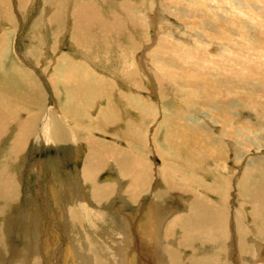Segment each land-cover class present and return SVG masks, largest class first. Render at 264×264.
Returning <instances> with one entry per match:
<instances>
[{"label":"bare ground","instance_id":"obj_1","mask_svg":"<svg viewBox=\"0 0 264 264\" xmlns=\"http://www.w3.org/2000/svg\"><path fill=\"white\" fill-rule=\"evenodd\" d=\"M18 1L17 5L23 7L28 0ZM211 1L215 4L207 5L206 0H191L184 7L174 0H47L46 7L48 5L52 12L48 18L50 23L55 19L62 20L65 12L62 13L59 8L70 5L67 16L71 22L70 35L75 45L81 48L74 54L85 60L61 58L58 68L51 72L53 74L49 80L55 91H59V85L64 84L65 87L61 94L63 97L57 93L58 97L63 98L58 100V113L40 107L44 87L21 63L13 59L12 67L7 69L12 28L2 25L0 146L7 139L10 141L4 155L5 165L0 163V242L3 246L8 239L10 245L13 244L11 232L17 220H20L26 223L27 233H24L27 240L34 243L30 247L34 250V257L22 251L6 250L8 244H5L0 250V264L11 263L18 258L22 261L30 259L26 262L31 264H62L59 258L65 254L68 246L64 238H68L66 232L77 230L78 226L83 229L94 225L96 221L102 223L107 217L110 220L112 217L118 228L116 226L109 235L110 240L106 241L105 248L108 246L112 251H107L105 255L108 263L122 264L127 240L130 242L131 239L128 220L132 219L125 208L128 202L139 205L148 194L153 200L137 226L145 230L144 239H148L146 234L149 232L148 241L155 244L160 240L155 236L158 228L165 225L166 236L173 245L168 251L171 264H264V163L249 158L244 172L233 183V172L229 171L232 164L224 154L229 145L238 149V159L245 157L244 150L264 149V127L262 135L255 139L253 131L247 133L248 138L237 141L229 137L231 133L234 134L233 130L241 132L243 123L231 125L221 123L219 119L231 114L226 106L229 105L235 110L234 114H238L244 111L242 105L246 108L247 102L236 97L223 99L219 90L229 85L213 79L218 70L232 73L238 67L235 64L237 56L243 59L240 69L247 68L246 58L250 60L251 54H258L261 59L259 63L264 62V0ZM10 13V1L0 0V17L12 23ZM151 14L156 23L161 18L167 21L169 31L161 33L157 29L158 35H154V40L148 43ZM166 14L174 15L181 22L186 19L187 29L190 30L186 36L190 37L189 40L176 36L174 29L179 24L173 19L171 21ZM201 38L209 40V43H197ZM214 40H219V43ZM223 44L225 53L222 51ZM233 44L234 48H239V52L245 50L244 53L237 55V51L231 47ZM145 45L147 52L143 53L142 47ZM80 50L86 53L94 50L100 56L114 55L116 59L101 64V71H96L97 64L87 61L84 58L86 54ZM135 55H139V59ZM120 62L122 69L119 68ZM80 63L84 66L79 67ZM138 69L148 74L154 72L162 97L167 94L165 85L171 84L175 93L187 94L188 99L173 102L160 100L159 104L163 105L161 110L153 100L143 99V94H140ZM114 73H117L116 77L112 76ZM240 74L244 76L243 72ZM183 77L186 81L184 85V82L178 81ZM181 83L189 92L183 90ZM244 83L231 85L264 97V83L254 80H245ZM121 84H125L127 90L120 88ZM102 98L106 101L102 102ZM260 108L261 112H254L261 120L264 107ZM215 123L221 126L222 133L215 132ZM14 128L17 131L11 137L10 132ZM36 135L40 146L87 145L81 166L74 169V177L61 180L57 174L51 173L46 180L40 169V175H36L34 196L31 195L40 213L29 211L25 206L28 195L23 196L21 183L16 172H11L13 167L10 166L17 158L26 157L25 153L22 154L27 141ZM238 141L241 144L238 145ZM107 170L115 175L102 176ZM67 174L72 175L71 172ZM116 174L121 175V179ZM233 188H236L235 208L230 204ZM114 199L120 200L119 214L111 210L112 213L110 211L111 214L107 215L100 207ZM11 211L13 214L9 216ZM19 233L20 236L23 234ZM50 245H57L54 252L48 250ZM7 248H10L9 245ZM187 252H190L188 256ZM140 254L144 256L142 252Z\"/></svg>","mask_w":264,"mask_h":264},{"label":"rangeland","instance_id":"obj_2","mask_svg":"<svg viewBox=\"0 0 264 264\" xmlns=\"http://www.w3.org/2000/svg\"><path fill=\"white\" fill-rule=\"evenodd\" d=\"M9 1H10V8H11L10 16L12 17V21L13 22L12 23L9 22V21L7 22L4 17H0V30L3 29L2 25L5 24V26H10V28H12L11 30L15 31L13 33V31L10 30V32H12L11 33L10 46L11 45L12 46H11V54H10V57H9V60H10L9 62L10 63H8L7 69L12 67L11 61H13V59L17 60V63H19V64L21 63L22 66H24L27 70H29L37 78V79L35 78L36 79L35 81L36 82L40 81L39 84L41 85L42 88L44 87V89H42L43 90L42 91V95H44V96L42 97V100H40V103H41L40 107L46 108V109L50 108V109L54 110L55 112L57 111V113H58V112H60L59 111V109H60L59 102L60 101H58L60 97H58V94L60 93L59 96L63 97L64 95H61V94H63V92H64L63 90H65V87H63L64 84L59 85L60 86L59 87V91H58L59 93L56 92L55 89L53 88L50 80H49L50 79L49 76L51 77V75L54 73V70H56V67L58 68L59 60L61 58L70 60L69 59V57H70V58H73L72 60H74V58H75V60L77 59V61L78 60L79 61H83V62L85 61V60H83V57H79V56L74 54V53H76V50L79 51V49H81V48H79L78 46L75 45V43L73 42V39H72V37L70 35L71 22H70L69 18L67 17L69 12H70V11H68V10H70L69 9L70 5L69 6L68 5L67 6H63V7L59 8V11L61 9L62 13L65 12V15H63V17H62L63 19L62 20L55 19V20H53V22L50 23L48 18L52 15L51 14L52 12L48 8V5L46 7L47 0H28L26 2V4L23 5V7L22 6L21 7L18 6L19 5V1L18 0H9ZM188 1L190 2L191 0H174V2H177L178 5H181V6H184V7L187 6V2ZM206 2L208 3L207 5H209V4L210 5L211 4L214 5L215 4V2L214 1L212 2L211 0H206ZM227 6H228V4H227ZM45 7H46V9H45ZM43 8L45 9V11H44ZM166 15L168 16V14H166ZM168 18L171 21L174 20V22L179 24L174 29L175 32H176L175 33L176 36L178 35V37L181 40L182 39L189 40L190 37L186 36V32L190 31L189 29H187L188 28L187 27L188 24L186 22V19L182 20V22H181L174 15H171V14L168 16ZM65 20H66V22H65ZM152 21H154V22H152ZM64 22H65V24H64ZM166 24L168 25V22L164 21L162 18L159 19L158 22L156 23L155 20H154L153 15L151 14V18L149 19V25L150 26L148 27V29L150 31L149 35H148V38L150 37L148 39V43H149V41L151 42L152 40H154V35L155 36L158 35L157 34V32H158L157 29L159 31L161 30L160 31L161 33H167V31H169L168 28H167L168 26ZM63 29H64V31H63ZM177 32H179V33H177ZM195 36H197V35H195ZM183 37H185L186 39L183 38ZM241 39H243V38H241ZM70 41H72V42H70ZM201 41L202 42H206L203 45H206L207 43H209V40H206V39L204 40L202 38L199 39V41L197 43H199ZM214 42L219 43V40H216V41L214 40ZM156 43H157V41H156ZM231 47L237 51L236 52L237 55H241V53H244L243 51H245V50H242V52H239V48H234V44ZM70 50H71L72 54H74L75 57L71 54ZM94 50L92 51V53L90 51L91 54L90 53H86V52H84L82 50H80V52H83V53L86 54L84 56V58L87 61L91 60L95 64H97V65H95L96 71H101L100 70V65L101 64L110 63V62H112V61H114L116 59L114 55L100 56L101 54L98 55L96 52H94ZM142 51H143V53L147 52L146 45L142 47ZM222 51L225 53V51H226L225 45L222 47ZM45 53H47V54H45ZM93 53H94V55H93ZM29 54H31L32 56H35V57L33 58ZM140 54H142V53L140 52ZM139 55L138 56L135 55L134 57L139 59V57H140ZM66 56H67V58H66ZM90 56H91V58H90ZM219 56L225 57L223 54H220ZM153 58H156V57H153ZM94 59H97V60H94ZM242 60L243 59H242L241 56H237L236 57L235 64H237L236 66H238V67H235L234 71L232 73L231 72L228 73V71L227 72L226 71L223 72L222 70H218L217 73L214 75V77L211 76V79L213 77V79L215 81H218L220 84L222 83V84L227 85V86L229 85L228 88L223 87V88H220L221 91L219 90V95L220 96L222 95L221 97H223V99H225V97H226V99H229V98L231 99V98L236 97L237 99L239 98V100H243L244 99L247 102L246 108L244 107V104L242 105L244 111H240V112H238V114H234L235 110L232 107H230L229 105L226 106V110L231 112V114H228L227 116L221 117L219 119V121L221 123L222 122L230 123L231 125H237L240 122L243 123V125H241V132H236L235 130H233L234 134L231 133L230 136H229V137H232L233 140H235V141L243 139V138H248L247 133H250V131L254 132V139L258 138L260 135H262V129L264 127V121H262V119H264V116L262 115L261 120H260L259 118H257V115L254 112L255 110H258V111L261 112V108L260 107H264V97L260 98L261 96H259L258 94L253 93L250 90H246L245 91L244 89L236 88V87H233L231 85V84H234V83H236V84H245L244 83L245 80L246 81L247 80L248 81L254 80L255 82L264 83V62L259 63L261 61V59L259 58L258 54H251L250 60L248 58H246V60H247V62H246L247 68L240 69L239 66H240V63L242 62ZM82 65H83V63H82ZM82 65L80 63L79 67L82 66ZM61 66H63V64ZM96 66H98V67H96ZM47 68H49V69H47ZM64 68H66V67H64ZM82 68L84 69V67H82ZM119 68L122 69L121 62H120ZM51 72H53V73H51ZM137 72H138V74H140V75H138V79H140L139 80L140 81L139 82L140 88H138V89H139L140 94L141 93L143 94L142 95L143 99L153 100L154 103H156L157 107H160L161 110L163 108V105L159 104L160 100H170L171 102H173L174 100H187L188 99V97H186L187 94H183L182 93L183 95H180L178 93H175L174 89L171 87V84L165 85V90H166L165 92L167 94L164 97H162L160 95V92H161L160 88L158 87L159 81H156L154 72L151 71V73L148 74L147 72H145V70H139V69L137 70ZM241 72L244 73L243 77L240 74ZM230 73H231V75H230ZM56 74H58V73H56ZM222 74H224V75H222ZM47 76H48V78H47ZM112 76L116 77L117 73L116 74L114 73V75H112ZM188 76H189V73H188ZM221 76H222V78H221ZM224 76L226 78H224ZM249 76H252V78H250ZM184 78L185 77L180 78V79L178 78V81L181 80L182 83L184 82L183 85L186 83ZM219 78L222 80V82L220 81ZM228 78H229V82L227 81ZM216 79H218V80H216ZM230 80H232V81L230 82ZM224 81H225V83H223ZM182 83H181V85H182ZM121 85L123 87L121 86L120 88H122V89L124 88L125 90H127L126 89L127 87H126L125 84H121ZM183 90L189 92V90L185 89V87L183 88ZM229 90H231L230 94H228ZM235 92L240 93V94H237ZM62 97L60 98V100L63 99ZM221 97H220V99H221ZM256 97H259V98H256ZM250 98H252L253 100H248ZM100 100H102V102L106 101L105 98H102ZM43 104H45V105H43ZM217 105L222 106L221 103H217ZM35 108H36V106L34 105V109ZM23 115L25 116V114H23ZM24 116H22V117H24ZM247 116L249 117L248 119H246ZM215 127H216V131H215L216 133H219V134L222 133V128H221L220 125L215 123ZM224 129H226L227 131L229 130V128H226V127H224ZM16 131L17 130L15 128L11 129V132H10L11 133L10 134L11 137L14 136ZM97 134L98 133H96V135ZM215 135H217V134H215ZM238 135H239V137H238ZM9 141H10V139L9 140L7 139L0 146V157H1L0 158V163L2 162L1 164H4V165H5V163H4L5 162L4 155H5L6 151H7V146H8V142ZM227 141H230V140L227 138ZM238 142H240V143H238V145L241 144V141H238ZM230 143H235V142L231 141ZM85 146H87V145L86 144H82V146H80L79 143H78V145L66 144V145H59V146H47V145H42L41 144V146H40L39 142L37 141V135L35 137H33V138L31 137V138L28 139L26 149H25V151L22 154V155H24V153H25L27 158L24 155L23 157H21L22 159L21 158H17V160L15 162L11 161L12 163L10 162L11 163L10 166H11V168L13 167L14 170H13V168L12 169L10 168V169H11V172L14 171L12 173L16 172L15 174L17 175V179L21 183V189H22L23 196H25V194H26V196L28 195V198H27L28 201L26 202L25 206L28 207L29 211H34L36 213H40L41 212L40 208L37 207L36 200L31 198V195H32V197L34 196V194H33L34 193V184H36L35 181H37V176L36 175L37 174L40 175V169H41V175L43 174L42 176L45 177L46 180H48L47 178L51 175V173L52 174H57L61 178V180H64V179L68 180L69 178L74 177L75 176L74 172H76L75 170H77L78 166H81L82 161L84 159V156L86 155L85 152L87 151V147H85ZM27 149H29V150H27ZM80 149H81V151H80ZM26 150H27V152H26ZM237 152H238V149H236L235 147H232V146L229 145L227 151L224 153L226 158L229 160V164H232V169H230L229 171L233 172L231 174L234 177L233 178L234 179L233 183H235V180L237 179V177H239L244 172L245 166L247 165V162H248L249 158L258 161L260 164L264 163V158H263L264 157V149H262V150L253 149V150H250V152H247V151L244 150L243 152H245V157H243L242 159H238L237 158L238 155H240ZM240 162H242V163H240ZM26 163H28V164H26ZM159 163H160V161H159ZM14 164L17 165V166H15ZM19 165H20V168H19ZM24 166H26V167H24ZM63 168H65V169H63ZM20 170H21L22 173L20 172ZM37 170H38V172H37ZM109 171L110 170H107L106 172H104V174L102 176H104L105 174L108 175V176L109 175L110 176L111 175H115L114 173L113 174L109 173ZM47 172H49V173L47 174ZM69 172H71L72 175L67 174ZM102 176L100 175V179L101 180L103 179ZM121 177H122L121 175L118 176L119 179H121ZM23 178H24V180H23ZM122 185L125 186V183H122ZM232 192H233V195L231 197L230 204L232 205L233 208H235L236 207V202H235V200H236V197H235L236 196L235 195L236 194V188H233ZM88 199L89 198L86 197L87 201H89ZM152 200H153L152 196L150 194H148V195H145L143 197V199L140 201L139 205L134 206V205H132L133 204L132 202H128L127 203V208L128 209L127 208H125V209L127 211H129L130 214L129 213L128 214H129L130 218L132 219L131 221L128 220V222H129L128 226H129V228L131 230V231L129 230L130 231L129 234L131 235V237H130L131 239H130V242H129V240H127V242H128L126 244L127 245V248H126L127 251L125 250L126 251V256L124 257L125 259H123V263L122 264H162V262L164 260H166V261L163 262L164 264H171L172 263V261H169V260H171V257L168 254L169 253L168 251H170V249H172L171 247L173 245L171 244V242L169 241L168 237L166 236L165 225L161 226L162 229L160 227L158 228V230L160 232L158 231V233H156L158 236L156 234H155V236L157 237V240H158V238L160 240H158L159 242H157L155 244L150 242V241H148V240H150L149 239V236H150L149 232H148V235L146 234V237L148 236V239H144L145 230L142 229L141 227H140L141 229H138V226H137V225L140 224L139 222H141L143 220V218L145 216V211L147 210V207L149 206V204L151 203ZM119 202H120V200H119ZM119 202H118V199H114L112 202H110L111 204L107 203L106 206L100 207V208H101L102 211L104 210V213H107V215H108V213L109 214L112 213L111 210H114L115 213L119 214L118 210L121 209V206H120ZM92 204H93V202H92ZM92 204L90 203V206H92ZM94 207H97V206L95 205ZM122 209H123V207H122ZM21 211H23V210H21ZM110 211H111V213H110ZM18 212H20V211H18ZM12 214H13V211H11L9 216L12 215ZM8 222H10V219H9ZM133 223H135V224H133ZM24 224H26V223H23L22 221L17 220L16 226L13 227L14 228L13 229L14 233L11 232L12 235L10 237V240L14 241L13 244L11 243V245H10V242L7 239L5 241L6 243H4L3 246H6L8 244L10 248H7L8 247V245H7L5 247L6 250H11V252L12 251H20V252L22 251L24 253H28V255L33 258L34 257L33 256L34 255V250H33V248H30V247H33L34 243H33L32 240H27V234L24 233V232L27 233V228H26V225H24ZM17 226H19V227L17 228ZM116 226H117L116 221L113 220L112 217H111V220L107 217V219H104V221H102V223H98V221H96V222H94V225L90 224V225L86 226L83 229H82L81 226H78L76 228L77 230L69 231L68 233L66 232V234L68 235V238L66 239L65 236H64V238H65L68 246L65 248L66 250H64L65 254H62L61 255L62 257L60 256L61 258H59V259L62 260V264H71L72 262H74V264H89V262H90V264H92V263L93 264H95V263L96 264H102V263L104 264V262H106L105 264H107L108 263V257L105 254H107L106 253L107 251H112V248H109L108 246H106V248H107V250H106L105 245H106V241L110 240L109 235L112 234L115 231ZM88 228L92 232H95L94 234L96 236L94 234L90 233L91 231H89ZM117 228H118V226H117ZM108 229H110V230H108ZM233 229H235V228L233 227ZM82 230H85V231H82ZM75 231H77V232H75ZM19 232H21V234L23 233L22 234L23 236L21 235L23 238L20 236ZM70 232H72V233L70 234ZM85 232H87L86 235H85ZM16 233H18L19 235L17 234V236H16ZM29 233H28V236H29ZM161 233H162V235H161ZM0 234H1V232H0ZM141 234L143 235V237H142ZM25 235H26V239H25ZM70 235L71 236L73 235L74 239H72L73 237H70ZM77 236H79V237H77ZM99 236L102 238V240L100 239ZM14 237H17L18 240L16 238H14ZM19 237H21V238H19ZM19 239H20V241H19ZM86 240H88V242H91V243L93 242L94 245L91 244V243H88ZM97 240H98V243H97ZM163 241H164V243H163ZM167 241H169V243H168L169 245L167 244ZM29 242H31L30 244L32 246L29 244ZM66 242H64V243H66ZM92 245H93V249H92ZM164 245L167 246L168 248L167 247H163ZM263 245H264V241H263ZM0 246H1V248H0V250H1L3 248L1 242H0ZM13 246L16 249L13 248ZM56 246L57 245H55V246L50 245L48 250H51V251L53 250V252H54L55 248H57ZM95 246H97V247H95ZM27 247H29V249H27ZM82 248H84V249L82 250ZM94 249H96V250L98 249L97 250L98 252L96 250H95L96 251L95 252ZM101 249H103V250H101ZM76 250L78 252H76ZM164 250L165 251L167 250V253ZM89 251H90V253H88ZM101 251H103V252H101ZM74 252H75L76 255L73 254ZM140 252H142L144 256H141ZM2 253L4 254V252H2ZM30 253H31V255H30ZM70 253H71V255H70ZM82 254H84V255H82ZM99 254L102 255L103 259L100 258L101 256ZM134 254H136V255H134ZM186 254L188 256L190 254V252H187ZM77 255H79V256H77ZM92 255L94 256V258H93ZM73 256H74V258H73ZM160 256H161V258H160ZM69 258H71V259H69ZM136 258H137V260H136ZM28 260H30V259H27L26 261H28ZM26 261L25 260L22 261L20 258H18L16 260L14 259L11 263H8V264H17V263L18 264H28L29 262H26ZM109 262L110 263H108V264H112L113 263L111 261H109ZM137 262H139V263H137ZM31 263H29V264H31Z\"/></svg>","mask_w":264,"mask_h":264}]
</instances>
